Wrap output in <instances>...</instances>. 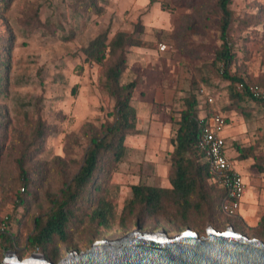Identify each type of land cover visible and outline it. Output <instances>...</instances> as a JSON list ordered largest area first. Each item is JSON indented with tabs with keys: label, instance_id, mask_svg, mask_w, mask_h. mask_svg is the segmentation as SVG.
<instances>
[{
	"label": "rangeland",
	"instance_id": "obj_1",
	"mask_svg": "<svg viewBox=\"0 0 264 264\" xmlns=\"http://www.w3.org/2000/svg\"><path fill=\"white\" fill-rule=\"evenodd\" d=\"M97 6L103 9L102 15L81 6L79 0H9L0 9V59L11 66L7 94L0 97V110L6 111V117L0 116V229L11 228L17 235L16 247L0 252V261L8 251L21 259L34 253L45 256L26 245L34 231V217L48 213V196L58 193L78 170L76 163L83 159L92 129L113 121L114 99L103 85L105 68L85 61L82 52L108 28L112 34L132 32L140 21L145 26L140 37L155 46L132 47L128 53L123 82L139 78L133 99L139 133L127 137L125 157L109 176L106 195L119 215L132 197L131 185L169 186L174 119L189 94L191 80H200L198 68L212 60L214 48L222 43L218 0H98ZM230 8L234 20L229 34L236 53L231 70L244 84L264 92V0H232ZM160 44L167 46L165 51L159 49ZM203 76L211 85L200 82V87L215 94L219 103L215 106L219 111H210L224 116L225 127L240 124L249 138L264 130V117L256 120L249 113L252 101L243 104L244 112L229 110V83L209 68H204ZM39 122L50 132L26 164L31 184L24 188L16 160ZM250 144L240 141L230 148L237 152ZM257 158H264V146L258 147L253 160ZM257 175L248 177L243 204L234 215L219 204L210 220L191 226L181 227L169 217L142 225L133 220L127 228L116 224L110 231L87 225L72 232L62 258L70 251L89 249L94 241L118 239L134 230L175 236L190 228L205 235L210 225L222 231L233 226L237 232L264 241L259 237L264 220V175ZM209 183L221 187L212 177ZM20 196L23 206L18 207ZM8 217L10 224L5 223Z\"/></svg>",
	"mask_w": 264,
	"mask_h": 264
},
{
	"label": "trees",
	"instance_id": "obj_2",
	"mask_svg": "<svg viewBox=\"0 0 264 264\" xmlns=\"http://www.w3.org/2000/svg\"><path fill=\"white\" fill-rule=\"evenodd\" d=\"M8 2L9 0H0V9L4 10ZM79 2L81 6L94 10L99 15L103 14V9L97 6L98 0ZM231 3L232 0H218V28L222 43L214 48L212 60L198 68L197 75L200 80L196 77L191 80L189 94L184 97L183 107L179 110L176 120L174 119L177 127L171 140L173 151L170 154L169 186L146 183L131 185L132 197L122 207L119 215L115 204L106 195V185L111 173L117 170L125 157L127 137L139 133L137 110L133 105L139 78L123 82V76L129 67L130 48H153L155 44L140 37L145 26L137 21L132 32L117 31L112 34L108 28L82 48L85 61L105 68L103 85L114 99V109L111 113L113 121L92 129L83 159L76 163L78 170L66 179L58 193L48 196L51 205L48 213L34 217V231L26 241L29 249H39L50 261L58 263L64 253L63 246L72 242V232L84 229L87 225L94 229L110 231L116 224L127 228L133 220L136 225H142L146 221L169 217L184 227L210 220L216 215L215 209L219 204L222 206L227 193L222 186L219 188L209 183L210 165L200 145L198 90L200 82L204 83L205 87L211 85V80L203 76L204 68H209L215 76L229 83V110L239 109L244 112L243 104L249 101L264 105V101L249 91L243 78L231 70L236 60L229 34L234 20ZM2 47L6 48L5 45ZM10 68L9 61L0 59V97L7 94ZM241 83L245 85L244 89L239 88ZM210 114L211 111L208 115ZM0 116L6 117V111L1 109ZM49 132V127L39 122L31 142L23 148L16 160L24 188L31 184L26 164L29 158L33 157V152L41 147ZM247 156L249 155L244 157ZM256 166L264 173V158H257ZM19 199L18 207H21L24 198L20 196ZM10 222L11 217H8L5 223ZM261 226L259 237L264 240V220ZM16 245L17 235L12 229H0V252L13 249Z\"/></svg>",
	"mask_w": 264,
	"mask_h": 264
},
{
	"label": "water",
	"instance_id": "obj_3",
	"mask_svg": "<svg viewBox=\"0 0 264 264\" xmlns=\"http://www.w3.org/2000/svg\"><path fill=\"white\" fill-rule=\"evenodd\" d=\"M0 264H264V241L233 226L222 231L210 225L205 235L190 228L175 236L134 230L97 240L85 251H70L58 263L38 253L21 259L8 251Z\"/></svg>",
	"mask_w": 264,
	"mask_h": 264
},
{
	"label": "built area",
	"instance_id": "obj_4",
	"mask_svg": "<svg viewBox=\"0 0 264 264\" xmlns=\"http://www.w3.org/2000/svg\"><path fill=\"white\" fill-rule=\"evenodd\" d=\"M167 46L160 44L159 49L165 51ZM240 89L245 85L241 83ZM249 91L257 98L264 101V92L257 87L248 86ZM200 99H204L205 104H214L216 97L205 87L198 90ZM201 126L200 145L206 153L210 165L212 179L222 186L227 193V197L222 203L224 212L234 215L240 209L242 201L246 195V183L242 175L234 169L232 161L226 155V141L222 135L225 127V118L220 112H213L210 115L198 118Z\"/></svg>",
	"mask_w": 264,
	"mask_h": 264
},
{
	"label": "crops",
	"instance_id": "obj_5",
	"mask_svg": "<svg viewBox=\"0 0 264 264\" xmlns=\"http://www.w3.org/2000/svg\"><path fill=\"white\" fill-rule=\"evenodd\" d=\"M216 105H219L217 101L211 105V104H205L204 99H200L199 104H198L199 117L202 118L204 116H207L210 110L212 109L214 111H219L217 109H220V108H216L215 107ZM250 106L252 108L250 109L249 113H251V116L256 118V120H259L261 119V117H264V115H262L264 113L263 104H259L257 102L252 101V104L250 103ZM241 129L242 127L240 124H238V126L235 127L234 124L229 125L227 123L226 127L224 128L222 132V135L226 141V155L232 161L234 169L242 175L247 185V179L249 176H252L253 178H255L256 176H258L257 173L260 174V171L256 166V162L253 160L254 158L253 153L257 154V150L260 145L264 146V130L262 129L260 132L256 134H251V137L249 138L250 135L246 137L243 134V131ZM246 131L248 132L247 129ZM240 141L242 143L243 142H248L249 144L252 143L253 147L248 146L247 148H244L241 146L240 148H238L237 152H234V150L230 147L233 145L237 146V142L239 143ZM246 154H248L249 156L244 157L246 156ZM252 160L254 162H252Z\"/></svg>",
	"mask_w": 264,
	"mask_h": 264
}]
</instances>
